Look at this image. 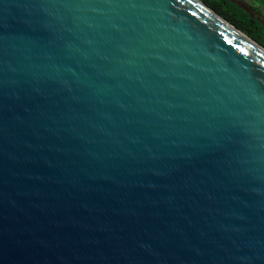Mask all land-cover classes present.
Returning a JSON list of instances; mask_svg holds the SVG:
<instances>
[{
	"label": "water",
	"instance_id": "1",
	"mask_svg": "<svg viewBox=\"0 0 264 264\" xmlns=\"http://www.w3.org/2000/svg\"><path fill=\"white\" fill-rule=\"evenodd\" d=\"M0 264H264V48L200 0H0Z\"/></svg>",
	"mask_w": 264,
	"mask_h": 264
},
{
	"label": "trees",
	"instance_id": "2",
	"mask_svg": "<svg viewBox=\"0 0 264 264\" xmlns=\"http://www.w3.org/2000/svg\"><path fill=\"white\" fill-rule=\"evenodd\" d=\"M217 15L264 48V28L229 0H200ZM264 19V0H243Z\"/></svg>",
	"mask_w": 264,
	"mask_h": 264
}]
</instances>
